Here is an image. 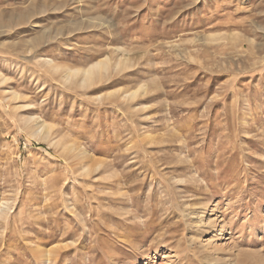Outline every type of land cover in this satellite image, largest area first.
Here are the masks:
<instances>
[{
	"label": "rangeland",
	"instance_id": "obj_1",
	"mask_svg": "<svg viewBox=\"0 0 264 264\" xmlns=\"http://www.w3.org/2000/svg\"><path fill=\"white\" fill-rule=\"evenodd\" d=\"M0 264H264V0H0Z\"/></svg>",
	"mask_w": 264,
	"mask_h": 264
},
{
	"label": "bare ground",
	"instance_id": "obj_2",
	"mask_svg": "<svg viewBox=\"0 0 264 264\" xmlns=\"http://www.w3.org/2000/svg\"><path fill=\"white\" fill-rule=\"evenodd\" d=\"M51 62H53V61H51V60H48V63L49 64H51ZM105 64H106V62L105 61H103V62H100V63H98L97 64V67H100V68H102V67H104L105 66ZM103 69V68H102ZM101 70V69H100ZM91 72H92V68H88V70H86L85 71V76H87V77H89L90 75H91ZM102 72V71H101ZM71 74V73H70ZM68 76H69V74H68ZM27 123H28V125H29V127L31 128V129H33V128H35L34 130H33V133H34V135H39V134H41V132H45V131H47V133L49 132L48 130V126H47V124L46 123H43V122H38L37 121V118L35 119L34 117H32V118H28L27 119ZM47 137V136H46ZM40 139V138H39ZM69 145V144H68ZM84 155H86V154H84ZM91 155V154H90ZM83 156V155H82ZM220 233V236L218 237L219 239H224L225 238V229L224 228H222L221 229V231L219 232ZM55 251V250H54ZM53 251L52 250H50V249H45V250H43V249H41V251H40V257L42 258V260L43 259H45V262L46 261H48V262H51L52 261V257H53Z\"/></svg>",
	"mask_w": 264,
	"mask_h": 264
}]
</instances>
